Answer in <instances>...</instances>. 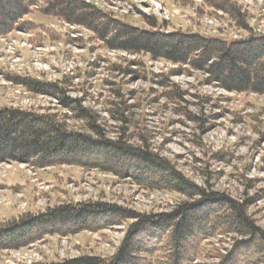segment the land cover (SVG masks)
Here are the masks:
<instances>
[{
    "label": "rangeland",
    "instance_id": "rangeland-1",
    "mask_svg": "<svg viewBox=\"0 0 264 264\" xmlns=\"http://www.w3.org/2000/svg\"><path fill=\"white\" fill-rule=\"evenodd\" d=\"M88 1L112 18L147 31L222 40L264 36V0H223L235 6L230 12L205 0ZM24 20L26 32L0 39V110L55 115L69 131L91 134L87 121L78 118L81 108L103 137L140 146L168 160L189 183L243 205L264 238V95L229 92L186 64L111 49L87 28L56 17L34 12ZM14 79L56 85L59 95L29 91ZM0 184L15 187L0 191V224L69 203L107 202L159 214L194 200L174 191L145 189L131 177L103 169L67 165L39 169L1 163ZM131 222L68 236L47 235L26 247L0 251V264L82 255L109 258ZM245 238L232 230L203 238L191 264H219ZM249 254L238 250L236 264Z\"/></svg>",
    "mask_w": 264,
    "mask_h": 264
},
{
    "label": "trees",
    "instance_id": "trees-1",
    "mask_svg": "<svg viewBox=\"0 0 264 264\" xmlns=\"http://www.w3.org/2000/svg\"><path fill=\"white\" fill-rule=\"evenodd\" d=\"M205 1L219 9L235 11V6L223 0ZM33 12L83 26L111 49L131 54L144 52L154 59L204 71L210 83L229 92L264 95V36L222 40L182 32L165 34L132 27L80 0H0V38L27 31L23 19ZM149 21L151 27H157L155 21ZM12 81L32 92L59 95L58 86L53 84ZM77 110L78 118L87 121L91 134L69 131L55 115L1 109L0 164L19 162L39 169L58 165L98 168L131 177L145 189L174 191L194 200L159 214H141L107 202L61 204L0 224V251L26 247L47 235L93 232L132 221L119 248L109 258L82 255L36 264H191L203 238L229 230L246 238L237 242L219 264H236L238 250H250L251 255L240 264L264 262L263 235L248 219L243 205L189 183L168 160L140 146L103 137L91 116L81 108Z\"/></svg>",
    "mask_w": 264,
    "mask_h": 264
},
{
    "label": "crops",
    "instance_id": "crops-1",
    "mask_svg": "<svg viewBox=\"0 0 264 264\" xmlns=\"http://www.w3.org/2000/svg\"><path fill=\"white\" fill-rule=\"evenodd\" d=\"M16 185V184H15ZM12 188H15L14 186L13 187H11L10 185L9 186H2L1 184H0V191L2 190L3 192H8V191H11L12 190ZM0 196H2V195H0Z\"/></svg>",
    "mask_w": 264,
    "mask_h": 264
},
{
    "label": "built area",
    "instance_id": "built-area-1",
    "mask_svg": "<svg viewBox=\"0 0 264 264\" xmlns=\"http://www.w3.org/2000/svg\"><path fill=\"white\" fill-rule=\"evenodd\" d=\"M88 1V0H87ZM30 263V262H29Z\"/></svg>",
    "mask_w": 264,
    "mask_h": 264
}]
</instances>
